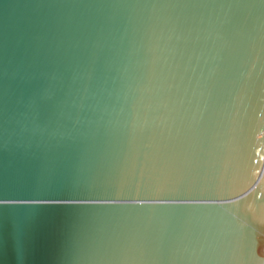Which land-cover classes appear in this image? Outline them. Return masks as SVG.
<instances>
[{
	"label": "water",
	"instance_id": "1",
	"mask_svg": "<svg viewBox=\"0 0 264 264\" xmlns=\"http://www.w3.org/2000/svg\"><path fill=\"white\" fill-rule=\"evenodd\" d=\"M0 264H264V0H0Z\"/></svg>",
	"mask_w": 264,
	"mask_h": 264
}]
</instances>
